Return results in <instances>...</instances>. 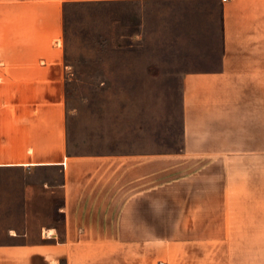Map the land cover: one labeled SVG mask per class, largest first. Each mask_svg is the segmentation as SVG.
Masks as SVG:
<instances>
[{
    "label": "crops",
    "instance_id": "1",
    "mask_svg": "<svg viewBox=\"0 0 264 264\" xmlns=\"http://www.w3.org/2000/svg\"><path fill=\"white\" fill-rule=\"evenodd\" d=\"M192 1L0 0V219L19 220L0 264H101L109 245L131 264H264V0H218V64L180 74L178 157L68 151L66 5ZM156 243L190 252L156 263Z\"/></svg>",
    "mask_w": 264,
    "mask_h": 264
},
{
    "label": "rangeland",
    "instance_id": "2",
    "mask_svg": "<svg viewBox=\"0 0 264 264\" xmlns=\"http://www.w3.org/2000/svg\"><path fill=\"white\" fill-rule=\"evenodd\" d=\"M221 47L218 0L181 5H66L63 52L68 151L153 152L178 157L182 149L180 74L216 66ZM199 163L188 159L161 179L185 174ZM5 215L0 219V240L8 226L19 222L18 213ZM187 249L156 243V263L164 255L172 261L183 260L186 251L190 252ZM192 253L209 258L207 248ZM133 258L128 246L109 245L101 264H131Z\"/></svg>",
    "mask_w": 264,
    "mask_h": 264
}]
</instances>
